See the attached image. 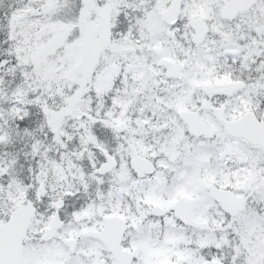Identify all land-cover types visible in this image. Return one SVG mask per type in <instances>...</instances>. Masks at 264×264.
<instances>
[{
    "label": "snow or ice",
    "instance_id": "1",
    "mask_svg": "<svg viewBox=\"0 0 264 264\" xmlns=\"http://www.w3.org/2000/svg\"><path fill=\"white\" fill-rule=\"evenodd\" d=\"M0 264H264V0H0Z\"/></svg>",
    "mask_w": 264,
    "mask_h": 264
}]
</instances>
